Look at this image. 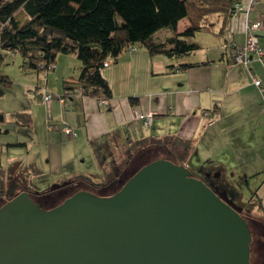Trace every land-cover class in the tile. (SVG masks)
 I'll return each instance as SVG.
<instances>
[{"label": "crops", "instance_id": "crops-1", "mask_svg": "<svg viewBox=\"0 0 264 264\" xmlns=\"http://www.w3.org/2000/svg\"><path fill=\"white\" fill-rule=\"evenodd\" d=\"M237 1L239 9L235 13L215 10L202 16L205 26L190 37L198 46L187 52V57L186 53H149L138 43L134 44L135 49L121 51L107 63V69L101 68L112 93L103 101L78 92L76 75L80 65L72 77L64 70V59L59 57L55 66L59 64L62 90L57 101H49L50 117L47 120L44 113L42 123L34 124V119L25 113L23 125L29 126L30 134L23 143L26 149L35 145L34 156L27 163L19 158L18 164L15 159L6 170L1 166L2 185L7 181L6 174H13L22 166L27 175L31 172L42 176L44 170L65 175L55 180L58 183L83 174L101 182L108 149L113 152L122 146L126 151L141 139L174 136L187 139L188 156L196 153L204 161L201 169L214 172L220 171L215 167L232 165L234 169H230L239 176L242 187L249 190L245 205L250 214L264 220V0ZM252 21L259 22L257 28H248ZM189 23V17L182 16L175 30L180 31ZM248 30L257 35L262 52H251L249 62L244 64L234 61V48L223 44L228 40L242 43ZM172 32L171 27L163 26L153 33V38L161 41ZM144 66L150 72L151 84H142L140 78V88L137 81L131 86L123 80L132 71V76L139 75ZM252 77H257L260 84H255ZM37 96L43 101L40 94ZM144 112H151L149 124L139 116ZM62 124L71 126L73 132L62 131ZM91 156L99 172L91 173L89 164L84 165ZM77 161L84 167L78 166Z\"/></svg>", "mask_w": 264, "mask_h": 264}, {"label": "water", "instance_id": "water-1", "mask_svg": "<svg viewBox=\"0 0 264 264\" xmlns=\"http://www.w3.org/2000/svg\"><path fill=\"white\" fill-rule=\"evenodd\" d=\"M240 210L187 164L156 157L110 193L78 188L43 206L16 191L0 203V264H250Z\"/></svg>", "mask_w": 264, "mask_h": 264}, {"label": "trees", "instance_id": "trees-1", "mask_svg": "<svg viewBox=\"0 0 264 264\" xmlns=\"http://www.w3.org/2000/svg\"><path fill=\"white\" fill-rule=\"evenodd\" d=\"M233 1L0 0V47L18 51L23 57V65L37 70L53 64L58 52H74L80 60L76 80L81 92L104 100L112 94L101 73L105 60H115L121 51L136 43L144 45L149 53L160 52L169 56L187 53L198 46V42L190 37L205 26L202 16L215 10L230 14ZM185 15L189 17V25L176 31L177 20ZM163 26L171 27L173 32L166 39L157 41L153 33ZM1 57L0 53V60ZM9 83L8 75L0 73V95ZM3 119L4 113L0 110V121ZM151 142L155 146L149 150ZM137 143L142 148L136 155L142 158L140 165L163 150L168 158L186 164L179 152H188L187 139L155 137ZM172 149L178 153L173 154ZM139 164L135 163V166ZM128 171L115 172L114 176L101 182L92 181L84 174L77 175L59 186L29 192L41 205L51 206L85 181L100 188L102 193H110L131 173ZM2 186L0 182V203L15 193L12 190L4 194Z\"/></svg>", "mask_w": 264, "mask_h": 264}, {"label": "rangeland", "instance_id": "rangeland-1", "mask_svg": "<svg viewBox=\"0 0 264 264\" xmlns=\"http://www.w3.org/2000/svg\"><path fill=\"white\" fill-rule=\"evenodd\" d=\"M133 49H135V45ZM0 53L2 55L0 60V73H6L10 78L9 85L5 88V91L0 95V110L4 113V119L0 121V163L2 168L6 170L9 164L15 159H17V163L19 158V160H21L22 162L27 163V161H29L30 158H33L34 156L35 145H32L31 149H26V146L23 143L29 138L30 134L29 126L23 125V122L26 119L25 113L27 112L30 115V118L34 119V124L35 122H40V124L42 123L44 113L47 120L50 117V102L46 103L40 100L37 95L40 94L38 93L39 91H48L52 94L51 101H57V95L62 90V81L60 77L59 64L55 66V61H58L59 57L60 59H64V70L68 71V73L71 74V76L73 77L77 73V68L80 65V60L77 58V56H75V54H72L71 52H58L52 67L37 70L34 68L25 67L23 65V57L18 51L0 47ZM184 56L187 57V53ZM107 65L108 64L103 66L105 67L103 70L107 69ZM132 72L125 74L123 80L127 84L133 86L134 83L137 81V85L140 88L141 83L144 85L145 82L147 84H151V78H149L151 77L149 75L150 72L145 66L141 69V73L139 75L135 74L134 76H132ZM140 78H142L141 83ZM154 86H156V83ZM15 117H17V122H15ZM28 129L29 132H27ZM164 137L167 138V136ZM152 144L155 143L151 142V147L149 148V150L153 149L152 146H155ZM171 147L175 148L173 145L170 146V148ZM140 150H142V148L141 146H139V144H133L130 145L126 151L124 148H122V146H117L113 150V152H110V149L105 151L108 154V161L106 162L105 172L103 173L101 180L104 181L109 177L114 176L113 173L121 172V170L123 169H128V172H131L129 173V175L132 174L140 166L139 163L142 161V158H140L139 156L137 158L136 156L137 153L140 152ZM172 150L174 152V149ZM163 151L165 152V150ZM163 151H161L162 153H160L159 155H154L151 158L167 157L165 154H163ZM175 152L178 153V151L176 150ZM175 152L173 154H175ZM112 153L113 160L115 159L114 161L111 159ZM179 155L183 156V160L193 172L198 173L201 170V164H203L202 162L204 161L199 158V156L197 157L196 153L192 154L191 156H188V152L186 153L180 151ZM177 160L179 159L177 158ZM77 162L78 166L84 167L81 162ZM135 163L136 165H139L136 167ZM85 164H89V172H99V167L95 165V161L92 156L90 158L87 157L85 159L84 165ZM132 166H135V169L132 170ZM231 166L232 165H223L222 167H215L216 169L219 168L220 171L214 170L213 178L209 179L206 182L210 186L211 182H214L215 187L211 186L214 189H217L219 186H221L220 188L226 191V194L232 198L233 202L236 205L243 206L247 203L245 198L247 197L249 190L247 187H242L241 183L238 181L239 176L236 173L232 172L230 168L234 169V167ZM29 173L30 174L27 175L26 169L22 166V168L20 167L19 169L15 170L13 174H6L5 176L7 177V181L3 184V193L8 194L12 190L16 192V189L20 190L21 188L32 191H41L43 190L44 186L46 187V189L51 188L52 185L58 183L57 181H55L56 179L65 176L63 174L54 175L48 172L47 170L46 172L44 170L42 176L41 174L39 176L34 175L31 172ZM129 175H127V177ZM29 182L31 183V185ZM18 184L24 187L14 188V186H17ZM90 185L91 184L85 181V183L83 182V184H81L79 188H88ZM7 188L8 190H10L8 193ZM90 190L96 193H102L101 189L98 187L90 186ZM244 207H247V205H245ZM249 228H251L250 225Z\"/></svg>", "mask_w": 264, "mask_h": 264}, {"label": "built area", "instance_id": "built-area-1", "mask_svg": "<svg viewBox=\"0 0 264 264\" xmlns=\"http://www.w3.org/2000/svg\"><path fill=\"white\" fill-rule=\"evenodd\" d=\"M237 9H239V4L237 0H234L232 2V7H231V13H235L237 11ZM259 25L258 21H252L248 28L249 29H253V28H257ZM223 46H231L234 48V51L232 53V59L234 61H239L242 62L244 64H247L249 62L250 59V53L254 52L255 54L259 55L262 52V46L259 44L258 39H257V35L248 30L244 41L240 44L235 43L232 40H228L226 43L224 42ZM134 45L130 46L129 49H133ZM105 64L108 63V60L104 61ZM53 64H51L49 67H52ZM48 67V68H49ZM253 82L257 85L260 84V80L257 77H252ZM81 88L78 90V92H81ZM38 93L41 94L42 99L44 102L49 103V101L51 100V92L48 91H39ZM59 99H62L61 96H59ZM101 101H103L102 98H100ZM261 107H262V111L264 113V91L261 88ZM139 116L144 120V122L146 124H149L151 121V112H144V113H139ZM49 126H52V124L49 123ZM58 126V125H56ZM60 128L62 129V131H64L65 133H72L73 130L71 128V126L67 125V124H62L60 126Z\"/></svg>", "mask_w": 264, "mask_h": 264}, {"label": "flooded vegetation", "instance_id": "flooded-vegetation-1", "mask_svg": "<svg viewBox=\"0 0 264 264\" xmlns=\"http://www.w3.org/2000/svg\"><path fill=\"white\" fill-rule=\"evenodd\" d=\"M127 171L128 169H125V172ZM194 174L202 177L206 181L213 178L214 176L213 171L208 172L204 169H201L198 173L194 172ZM211 186L215 187L213 182H211ZM87 189H90V187H88ZM215 190H222V188H220L219 186ZM61 194L62 192L58 193V195ZM244 206L245 205L240 206L241 207L240 212L243 215V217H245L248 224L251 226L250 230L252 234L251 242H250V257H249L250 264H264V220L254 215H251L248 206L247 207Z\"/></svg>", "mask_w": 264, "mask_h": 264}]
</instances>
